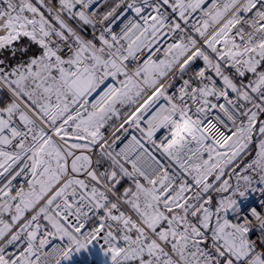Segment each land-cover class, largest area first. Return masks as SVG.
Wrapping results in <instances>:
<instances>
[{
	"label": "snow or ice",
	"instance_id": "obj_1",
	"mask_svg": "<svg viewBox=\"0 0 264 264\" xmlns=\"http://www.w3.org/2000/svg\"><path fill=\"white\" fill-rule=\"evenodd\" d=\"M97 253L264 264V0H0V264Z\"/></svg>",
	"mask_w": 264,
	"mask_h": 264
},
{
	"label": "rangeland",
	"instance_id": "obj_2",
	"mask_svg": "<svg viewBox=\"0 0 264 264\" xmlns=\"http://www.w3.org/2000/svg\"><path fill=\"white\" fill-rule=\"evenodd\" d=\"M104 258L98 253L89 261L87 258L77 257V264H103Z\"/></svg>",
	"mask_w": 264,
	"mask_h": 264
},
{
	"label": "built area",
	"instance_id": "obj_3",
	"mask_svg": "<svg viewBox=\"0 0 264 264\" xmlns=\"http://www.w3.org/2000/svg\"><path fill=\"white\" fill-rule=\"evenodd\" d=\"M101 11H103V9H101ZM123 23V21H118V23H117V25H116V31H119V26H120V24H122ZM199 63V62H198ZM126 142V141H125ZM122 146V145H121ZM258 195V194H257Z\"/></svg>",
	"mask_w": 264,
	"mask_h": 264
}]
</instances>
